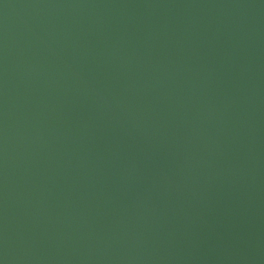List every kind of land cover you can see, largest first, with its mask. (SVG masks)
I'll list each match as a JSON object with an SVG mask.
<instances>
[{"label": "water", "instance_id": "water-1", "mask_svg": "<svg viewBox=\"0 0 264 264\" xmlns=\"http://www.w3.org/2000/svg\"><path fill=\"white\" fill-rule=\"evenodd\" d=\"M0 264H264V0H0Z\"/></svg>", "mask_w": 264, "mask_h": 264}]
</instances>
